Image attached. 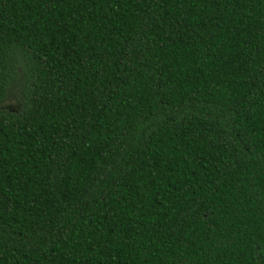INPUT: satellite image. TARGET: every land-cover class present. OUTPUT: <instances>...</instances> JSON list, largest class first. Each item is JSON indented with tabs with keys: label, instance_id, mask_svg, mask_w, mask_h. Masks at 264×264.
<instances>
[{
	"label": "trees",
	"instance_id": "obj_1",
	"mask_svg": "<svg viewBox=\"0 0 264 264\" xmlns=\"http://www.w3.org/2000/svg\"><path fill=\"white\" fill-rule=\"evenodd\" d=\"M0 264H264V0H0Z\"/></svg>",
	"mask_w": 264,
	"mask_h": 264
},
{
	"label": "rangeland",
	"instance_id": "obj_2",
	"mask_svg": "<svg viewBox=\"0 0 264 264\" xmlns=\"http://www.w3.org/2000/svg\"><path fill=\"white\" fill-rule=\"evenodd\" d=\"M7 103L12 105V104H13V103H12V98H9V99L7 100Z\"/></svg>",
	"mask_w": 264,
	"mask_h": 264
}]
</instances>
